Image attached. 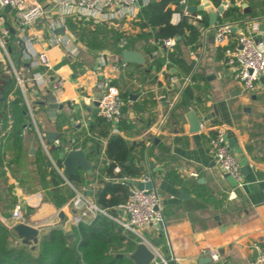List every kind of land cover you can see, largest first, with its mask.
<instances>
[{"label":"crops","instance_id":"0c3cea01","mask_svg":"<svg viewBox=\"0 0 264 264\" xmlns=\"http://www.w3.org/2000/svg\"><path fill=\"white\" fill-rule=\"evenodd\" d=\"M28 1L45 9L44 17L30 29H20L15 10L0 11V37L8 31L0 39V222L9 231L10 243H26L14 230L12 211L17 201L24 206L23 224L38 229L40 241L52 228H62L68 236L77 227L72 224L76 213L69 205L75 192L68 182L80 192L86 188L83 194L96 204L98 181H111L101 176L110 163L105 155L108 139L103 137L107 129L97 118L102 116L98 109L102 87L113 85L120 91L124 106L116 123L119 133H111L110 122V134L122 136L134 147L132 163L144 171L138 179L128 180L129 188H136L131 181L140 182L148 176L161 198L163 225L153 224L141 231L157 262L256 264L264 256V74L254 92L245 91L227 66L225 51L236 49L241 36L264 35V0H243L252 10L250 14H244L236 0L243 17L232 22L233 32L222 44L216 41L215 29L227 21L220 23L223 14L216 26L210 24V14L218 8L214 1L207 0L204 12H189L191 17H183L179 0L171 23L186 19L200 30L199 40L190 44L177 37L169 53L162 45L152 53L144 52L147 44H156L152 36L147 44L137 38L141 32L133 25L145 5L138 4L131 18L80 24L75 21L80 19L64 17L59 0ZM223 2H228L226 11L231 1L221 0L220 6ZM203 3L189 0L188 8ZM197 14L202 15L201 21L194 18ZM63 18L64 26L52 30L51 24ZM123 34L131 37L129 50L139 52L144 63L123 62L118 41ZM56 36L70 39L77 53L71 55L53 44ZM22 37L32 42L36 54H47L51 70L34 68L23 59ZM172 54L180 59V64L170 67L173 84L165 78L168 61L156 71V64ZM47 71L44 87L32 83L34 73ZM60 79H64V86L57 88ZM185 87L189 95L181 92ZM16 99L21 101L12 110L10 105ZM178 102L184 105H176ZM186 107L200 119V132L191 133ZM91 124V138L103 144L97 159L92 156L93 140L86 141L82 135ZM218 126L225 128L231 153L240 166V186L209 153V137ZM46 132L58 134L53 143ZM57 139L66 141L64 148L55 145ZM76 149L90 151L92 175L77 167L74 176L88 181L85 185L60 175L52 162L64 175L63 156ZM39 154L50 163L44 176L37 166ZM117 167L120 172L114 169V173L120 174L122 169ZM52 171L63 178L71 195L61 207L53 201L57 188L51 180ZM121 215L116 208L111 216ZM123 231L136 237L137 245L142 242L135 234ZM205 249L216 250L220 259L213 261L202 255Z\"/></svg>","mask_w":264,"mask_h":264},{"label":"built area","instance_id":"2783aa9c","mask_svg":"<svg viewBox=\"0 0 264 264\" xmlns=\"http://www.w3.org/2000/svg\"><path fill=\"white\" fill-rule=\"evenodd\" d=\"M140 0H59L61 7L64 10V17H73L80 20L93 23H113L116 20L123 18H131L135 14L138 2ZM143 5H147L149 0H142ZM189 0H180V4L184 7L182 12L183 17H191L187 11ZM6 7H11L16 11L19 27L21 30L30 29L36 22L42 19L45 15V9L42 5L34 3L29 4L28 0H0V11ZM196 20L201 21L203 19L201 14H197L194 17ZM63 18L60 21L51 24L52 30H57L64 26ZM233 32L232 23H223L216 27L215 36L216 41L220 44L224 43ZM8 35V31H4L3 37ZM22 57L25 61L29 62L32 67L45 66L48 70H51L50 61L46 53L34 52L32 42L22 37ZM3 47H5L3 41H1ZM53 44L61 46L69 54L75 55L76 48L72 46V42L68 38L54 37ZM162 46L169 52L173 50L176 45L175 38H166L162 40ZM226 64L231 68L234 79L241 85V87L248 92H254L256 90L260 77L264 74V35L262 36H241L238 39V45L236 49H227L225 51ZM46 73H34L32 77V83L38 87H44L47 82ZM170 82L175 83V79L171 78ZM20 84L22 82L20 81ZM64 86V79L58 80L55 87L62 88ZM104 92L98 100V109L100 114L112 123V134H118L119 129L116 126L121 115L124 101L121 98L120 91L113 85H105L102 87ZM183 89H181L182 92ZM86 103H90V99H85ZM215 135L209 137V153L213 157L214 161L221 167V169L229 174L236 183L242 185V174L240 166L231 153L228 140L226 137V130L222 126L215 128ZM56 146H61L59 139L55 141ZM80 151V149H76ZM56 171L63 175L62 169L52 161ZM110 161L108 162V164ZM116 172H120L118 167L115 168ZM141 183H151L153 178L145 176L140 180ZM68 185L75 192L74 198L70 201L69 205L74 209L76 215L72 224L79 226L82 223H89V220L97 218L99 215L106 216L116 221L125 231L131 232L138 236L142 242L146 243V240L141 235V231L153 224H162L164 222V215L161 208V198L157 189H144L138 190L137 188H131L127 201L120 205L117 210L122 214L120 218L112 217L108 212L100 209L94 204L91 199L85 196L83 193L86 188H83L82 192L74 188V186L68 182ZM25 210L20 201H17L13 211L12 219L15 224L24 223ZM155 253V252H154ZM156 254V253H155ZM202 255H208L213 261H218L220 255L216 250H203ZM157 259V258H156ZM155 260L152 264H159ZM167 264V262H164ZM256 264H264V256H260Z\"/></svg>","mask_w":264,"mask_h":264},{"label":"trees","instance_id":"16d2710c","mask_svg":"<svg viewBox=\"0 0 264 264\" xmlns=\"http://www.w3.org/2000/svg\"><path fill=\"white\" fill-rule=\"evenodd\" d=\"M213 1L217 7L220 6L221 0ZM230 1L231 5L220 19V23L222 21L232 23L242 20L243 15L240 7L236 4V0ZM195 2L199 3L200 0H195ZM172 5H175V9ZM178 5L179 0H162L157 3L150 2L141 8L140 19L133 22V25L139 27L141 32L137 38L145 39L147 44L150 36H152L156 42L152 45L147 44L144 47V52L152 53L156 51L162 45V40L166 38L182 37L186 38L190 44L198 43L200 30L196 26L191 25L186 19L177 24L171 23L173 14L178 10ZM75 21L80 24L85 22L84 20ZM118 39L119 54L131 49L130 36L123 34ZM166 61H168L169 69L165 74V78L169 80L170 77L174 76L170 73L171 65L180 64V59L174 54L170 55L167 60L164 58L156 64L157 72L164 66ZM183 90L184 94H190L189 88L185 87ZM172 91L176 92V89ZM124 98H127V95H124ZM20 101V99H16L12 102L10 105L12 110L17 109ZM182 104L178 102L176 105ZM6 108L8 107L6 106ZM97 122L103 124L107 129L103 133V137L108 139L105 155L110 161V164L102 169L101 176L111 179V181H98L95 193L96 204L100 209L114 216L116 208L128 199L130 189L128 180L138 179L144 174V171L141 167H136L132 163L134 147L130 146L122 136L110 134L111 124L105 117L97 118ZM93 125L88 126L82 135L86 141L93 140L92 156L97 159L103 144L100 140L95 141L91 138ZM63 141L61 142L62 148H64ZM37 157L39 172L44 176V170L48 168L49 162L43 155L39 154ZM117 166L122 169L120 174L114 173ZM50 176L57 188L53 201L58 207H61L68 202L71 195L68 193L63 178L57 172L52 171ZM70 180L75 181L78 185L88 183V181L81 179L80 175ZM73 232L76 237L70 241L67 239V233L62 228H52L42 238L37 250L39 252L37 256H34L33 252L25 247L13 246L10 243L9 231L0 222V264H134L133 261L124 257L120 258L119 255L130 254L135 251L138 240L130 233L124 232L119 224L106 216L99 215L90 223H82L73 228ZM123 248L126 251L122 253L119 250Z\"/></svg>","mask_w":264,"mask_h":264},{"label":"water","instance_id":"95a60500","mask_svg":"<svg viewBox=\"0 0 264 264\" xmlns=\"http://www.w3.org/2000/svg\"><path fill=\"white\" fill-rule=\"evenodd\" d=\"M149 1L152 3H156L159 0H149ZM237 2L243 8L244 14H250L252 12L248 4H246L243 0H238ZM138 3L140 6H143L142 0H140ZM203 4L204 5L199 7L191 6L187 9V11L194 14L197 12H204L209 4L207 0H204ZM227 6H228V2H223L222 5L217 8L216 12L210 14V24L212 26H216L219 17L224 14L225 8ZM5 11L6 12L11 11V7H6ZM60 32H63V30H61ZM122 60L126 64L144 63L143 56L139 52L131 51V50H125L122 52ZM53 113H55V110H53ZM185 113L187 115V120L190 125L191 133L200 132L202 130V127H201V121L198 118L197 114L194 111H192L189 107L185 108ZM45 135L49 143H53V140L58 136V134L50 133V132H46ZM89 154L90 151L88 149L80 150V151L72 150L68 153H65L63 156L64 176L66 178L74 177L76 175L77 167H80L83 170H85L88 175H92L93 164L88 158ZM131 184L135 186L138 190L151 189L155 187L154 182L144 184L141 182L131 181ZM61 217H63V214L61 215ZM14 230L17 232V234L20 237H22L25 240L26 243H33V242L38 243L39 241L38 239L39 230L34 227H31L27 224H18L15 226ZM74 236H75L74 234L68 235L67 239L71 241ZM119 257L120 258L124 257L128 260H131L134 262V264H152L156 260L157 255L149 248V246L146 243L140 242L137 245V248L134 252L130 254L119 255ZM210 260L211 259H208V261Z\"/></svg>","mask_w":264,"mask_h":264},{"label":"rangeland","instance_id":"374dc122","mask_svg":"<svg viewBox=\"0 0 264 264\" xmlns=\"http://www.w3.org/2000/svg\"><path fill=\"white\" fill-rule=\"evenodd\" d=\"M46 157V156H45ZM46 160H47V157H46ZM48 161V160H47ZM50 164V163H49ZM45 169V168H44ZM50 170H52V168L50 167L49 168ZM45 172H47V169H45L44 170ZM39 239V238H38ZM41 241L39 240L38 241V243H35V242H33V243H24V244H12L13 246H15V247H18V248H23V247H25V248H27L28 250H30L31 252H33V254H34V256H37V254H38V252L39 251H37L38 250V247H39V243H40ZM120 252H125L126 250H125V248H123V249H120L119 250ZM161 263V262H160ZM162 264H164L163 262H162Z\"/></svg>","mask_w":264,"mask_h":264}]
</instances>
